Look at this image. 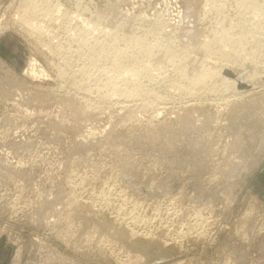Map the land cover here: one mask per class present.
Listing matches in <instances>:
<instances>
[{"label":"rangeland","instance_id":"1","mask_svg":"<svg viewBox=\"0 0 264 264\" xmlns=\"http://www.w3.org/2000/svg\"><path fill=\"white\" fill-rule=\"evenodd\" d=\"M25 2L0 0V264H264V81L221 79L264 72V0Z\"/></svg>","mask_w":264,"mask_h":264},{"label":"bare ground","instance_id":"2","mask_svg":"<svg viewBox=\"0 0 264 264\" xmlns=\"http://www.w3.org/2000/svg\"><path fill=\"white\" fill-rule=\"evenodd\" d=\"M25 1H27V0H23V5H24V7H26V9L30 6V4H29V6H28V4H26V3H28V2H25ZM22 8V7H21ZM25 9V8H24ZM27 10H29V9H27ZM26 10V11H27ZM24 11V10H23ZM126 56V55H125ZM124 58V57H123ZM126 61V60H125ZM128 61V60H127ZM221 73V72H220ZM219 73V74H220ZM222 73H225V74H227V76H228V73H231L230 72V70L228 69V68H223L222 69ZM221 73V74H222ZM235 75V78H228V77H221V79H222V81H223V83H226V84H229L230 85V87H231V89H232V91L234 90V91H237V92H239V93H243V91L244 90H240V85H242V84H244V85H246V86H248L249 87V89L248 90H246V92L248 93H250V91H252V90H254V87H255V85L253 84V82H252V78H254V79H257L258 78V80L259 81H264V72L262 73V74H260V75H258V74H252V75H250V76H248V77H245V76H243V75H241V74H234ZM225 84V85H226ZM121 98V97H120ZM128 100V99H127ZM125 106V105H124ZM190 107V106H189ZM165 110V109H164ZM132 219V218H131ZM179 264V263H178ZM180 264H182V263H180Z\"/></svg>","mask_w":264,"mask_h":264},{"label":"crops","instance_id":"3","mask_svg":"<svg viewBox=\"0 0 264 264\" xmlns=\"http://www.w3.org/2000/svg\"><path fill=\"white\" fill-rule=\"evenodd\" d=\"M257 196L264 201V169L253 182Z\"/></svg>","mask_w":264,"mask_h":264},{"label":"water","instance_id":"4","mask_svg":"<svg viewBox=\"0 0 264 264\" xmlns=\"http://www.w3.org/2000/svg\"><path fill=\"white\" fill-rule=\"evenodd\" d=\"M228 76L231 78H235V75L233 73H228ZM248 89H249L248 86H246L244 84L240 85V90H248Z\"/></svg>","mask_w":264,"mask_h":264}]
</instances>
